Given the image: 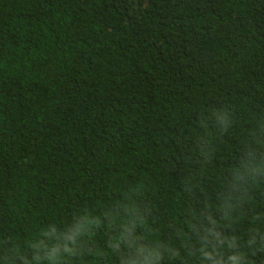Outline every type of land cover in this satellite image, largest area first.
Instances as JSON below:
<instances>
[{
	"label": "trees",
	"instance_id": "trees-1",
	"mask_svg": "<svg viewBox=\"0 0 264 264\" xmlns=\"http://www.w3.org/2000/svg\"><path fill=\"white\" fill-rule=\"evenodd\" d=\"M125 227L264 264V0H0V264H127Z\"/></svg>",
	"mask_w": 264,
	"mask_h": 264
},
{
	"label": "clouds",
	"instance_id": "clouds-1",
	"mask_svg": "<svg viewBox=\"0 0 264 264\" xmlns=\"http://www.w3.org/2000/svg\"><path fill=\"white\" fill-rule=\"evenodd\" d=\"M93 224L98 226L99 221H93L87 215L83 216L80 222L75 225L73 235L69 238L72 241V244H65L63 247V252L74 255L77 249L73 245H75L77 237L88 234ZM131 236V229L127 227L123 228L114 238V241L110 243V247L113 249H119L121 243H124L127 244L129 248H134L136 255L141 257V259L130 260L127 262V264H159L163 254L158 249L145 248L143 246L138 247ZM36 246L40 247L39 244ZM47 258L52 262V264H61L62 258L60 255V249L57 247L51 248L47 254ZM39 259L40 257L37 256V260ZM235 259L236 257H232L233 261H235Z\"/></svg>",
	"mask_w": 264,
	"mask_h": 264
}]
</instances>
